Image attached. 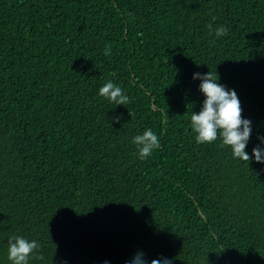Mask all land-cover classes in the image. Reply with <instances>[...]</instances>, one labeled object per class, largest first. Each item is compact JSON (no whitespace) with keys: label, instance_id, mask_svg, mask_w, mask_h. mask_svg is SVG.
<instances>
[{"label":"trees","instance_id":"1","mask_svg":"<svg viewBox=\"0 0 264 264\" xmlns=\"http://www.w3.org/2000/svg\"><path fill=\"white\" fill-rule=\"evenodd\" d=\"M209 71L252 122L248 163L195 140ZM260 138L264 0H0V264L15 235L28 264H264Z\"/></svg>","mask_w":264,"mask_h":264},{"label":"clouds","instance_id":"2","mask_svg":"<svg viewBox=\"0 0 264 264\" xmlns=\"http://www.w3.org/2000/svg\"><path fill=\"white\" fill-rule=\"evenodd\" d=\"M215 20V17L212 18ZM212 29V24L208 25ZM228 30L224 26L215 29L217 37L227 35ZM107 49L105 54H109ZM199 65V64H197ZM193 79L201 81L200 91L205 99L199 113H192L191 127L195 133L197 143H211L218 137L222 139V144L230 146L235 158L242 162H249L250 156L245 151L250 139L252 122L242 118L240 100L235 90L226 89L224 85L218 83L217 72L209 71L206 74L199 72L193 74ZM99 95L107 98L117 105H126L129 101L127 95L123 94L121 87L108 81L99 89ZM130 114V113H129ZM165 114V121L167 120ZM264 143V138H260ZM133 143L137 146L139 159L143 160L150 156L154 149L160 146L157 135L151 130H146L142 135L133 138ZM252 156L258 163H264V148L259 145L252 149ZM39 243L36 240L29 241L23 236L15 235L8 239V259L12 264H28L29 256L34 250H39ZM104 264H108L107 261ZM128 264H148L142 252H137ZM151 264H172L168 258L161 257L152 260Z\"/></svg>","mask_w":264,"mask_h":264}]
</instances>
